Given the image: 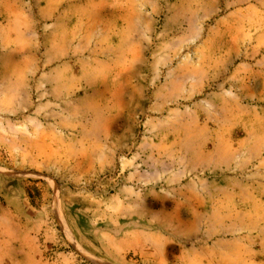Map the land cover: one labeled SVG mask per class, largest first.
<instances>
[{"label": "rangeland", "instance_id": "1", "mask_svg": "<svg viewBox=\"0 0 264 264\" xmlns=\"http://www.w3.org/2000/svg\"><path fill=\"white\" fill-rule=\"evenodd\" d=\"M0 179V264H264V0H0Z\"/></svg>", "mask_w": 264, "mask_h": 264}, {"label": "crops", "instance_id": "2", "mask_svg": "<svg viewBox=\"0 0 264 264\" xmlns=\"http://www.w3.org/2000/svg\"><path fill=\"white\" fill-rule=\"evenodd\" d=\"M4 181H5L4 179L3 180L0 179V187L3 185ZM14 209H15V206H6V207L4 205L0 206V212L1 213H6L7 211L8 212H12V211L14 212ZM3 241L2 242L0 241V245H4V244L6 245L7 242H4V244H3ZM12 242H10L9 244H12Z\"/></svg>", "mask_w": 264, "mask_h": 264}]
</instances>
